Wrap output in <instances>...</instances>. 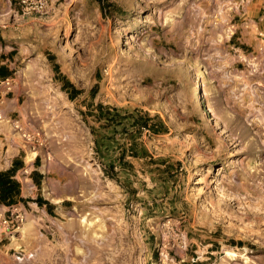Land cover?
<instances>
[{"label": "rangeland", "instance_id": "1", "mask_svg": "<svg viewBox=\"0 0 264 264\" xmlns=\"http://www.w3.org/2000/svg\"><path fill=\"white\" fill-rule=\"evenodd\" d=\"M7 29L0 62L12 47L49 76L21 144L45 174H18L0 264H264V0H50L43 17L0 0Z\"/></svg>", "mask_w": 264, "mask_h": 264}, {"label": "crops", "instance_id": "2", "mask_svg": "<svg viewBox=\"0 0 264 264\" xmlns=\"http://www.w3.org/2000/svg\"><path fill=\"white\" fill-rule=\"evenodd\" d=\"M241 10L234 14L230 12L228 19L233 22L234 17L244 16L245 12ZM9 29L2 33L0 40L7 41L10 39ZM14 48H9L7 52V58L0 62V178L3 184L0 185V218L5 217L6 212L15 210L19 207L17 199L22 198V192L20 194H12L6 196V193H2L11 185L12 182H18L20 184V178L18 174L21 169L26 166L32 165L29 175L41 178L45 173L41 169L44 165H39L41 159L40 155L36 156L32 162H28V150L22 146V142H30L33 137L30 134H35L41 130L43 117H40L38 110L35 107V103L39 102L38 88L44 84V79L49 76L48 71L39 64L38 61L31 60L30 62L21 65L22 57L19 56ZM3 52V50L1 51ZM18 55V57H16ZM13 60H12V59ZM12 86V87H11ZM3 88L6 89L3 91ZM6 98V96H8ZM22 137L24 140H22ZM59 139V138H58ZM55 142V137L50 138V141ZM54 142H51L52 145ZM33 147L30 145V148ZM36 148V146L34 147ZM25 156V157H24ZM38 160V161H37ZM69 160L66 158H57L56 161L50 166L51 170L59 169L58 176L53 179V192L60 194L61 190L57 186L58 184L66 183L69 181ZM11 173H7L14 169ZM65 180V178H67ZM40 180V179H39ZM5 184V186H4ZM20 189V187H19ZM41 199L48 200L46 197H40ZM39 198L35 199V205H39L37 202ZM45 207L52 209L53 204H44ZM43 205V206H44ZM1 224V223H0ZM3 225V224H1ZM5 229V226L3 225Z\"/></svg>", "mask_w": 264, "mask_h": 264}, {"label": "built area", "instance_id": "3", "mask_svg": "<svg viewBox=\"0 0 264 264\" xmlns=\"http://www.w3.org/2000/svg\"><path fill=\"white\" fill-rule=\"evenodd\" d=\"M16 3L24 16L37 15V16H47L50 10V0H16ZM13 218L4 219L3 223L8 231L11 228L18 230L23 222V215L21 213L13 214ZM3 233H0V237Z\"/></svg>", "mask_w": 264, "mask_h": 264}, {"label": "trees", "instance_id": "4", "mask_svg": "<svg viewBox=\"0 0 264 264\" xmlns=\"http://www.w3.org/2000/svg\"><path fill=\"white\" fill-rule=\"evenodd\" d=\"M68 84H69V86H72L74 88V90H75V94H73V95L70 94V98L71 99H75L79 94L82 93L81 90L75 89V86L72 85V83H68ZM99 107H100L101 110H105L106 109L103 105H100ZM107 110L109 111L110 108L107 107ZM116 112H118V110H116ZM108 117L110 118V121H111V120H116L118 116H115V115L112 116L111 113H108ZM133 124L139 125L141 128H147V129H149V130H151V131H153L154 133H157V134L161 131L160 129H157L156 128V125L155 124L150 123L149 120L142 121V117L141 116H136V119H135V121H134ZM162 132H167V128L165 127V125H162ZM13 170H15V168L12 169V170H10L7 173H11ZM2 184H3V181L0 178V185H2ZM10 184L11 185H9L8 188H6L4 190L1 189L2 193L3 192H4V194L6 193V196H10L12 194L19 195L20 194V189H19L20 184L18 182H16V181L13 182V183L11 182ZM4 186H5V184H4ZM37 202L39 203L40 206H42L44 204H48L50 206V203L48 201H46L44 199H41V198H39L37 200Z\"/></svg>", "mask_w": 264, "mask_h": 264}, {"label": "bare ground", "instance_id": "5", "mask_svg": "<svg viewBox=\"0 0 264 264\" xmlns=\"http://www.w3.org/2000/svg\"><path fill=\"white\" fill-rule=\"evenodd\" d=\"M195 90H198V84H196ZM199 101H200V100H199ZM199 101H198V102H199ZM36 156H37L36 153H32V154H30V155L28 156V158H27L28 162H29V163L32 162V161L35 159ZM84 221H85V219H84ZM28 227H29V226H27L25 230H27ZM228 255H230V257L232 258L235 254L229 252Z\"/></svg>", "mask_w": 264, "mask_h": 264}]
</instances>
